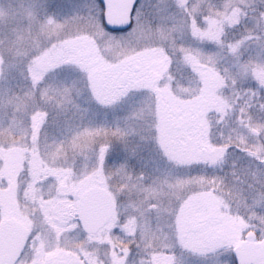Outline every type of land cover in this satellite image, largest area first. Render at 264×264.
<instances>
[{
  "label": "snow or ice",
  "instance_id": "6c2138e0",
  "mask_svg": "<svg viewBox=\"0 0 264 264\" xmlns=\"http://www.w3.org/2000/svg\"><path fill=\"white\" fill-rule=\"evenodd\" d=\"M0 264H264V0H0Z\"/></svg>",
  "mask_w": 264,
  "mask_h": 264
}]
</instances>
